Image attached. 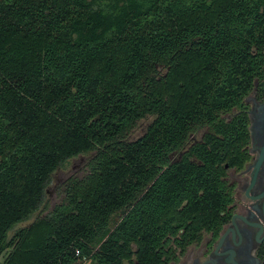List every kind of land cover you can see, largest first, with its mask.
Segmentation results:
<instances>
[{"label":"trees","instance_id":"16d2710c","mask_svg":"<svg viewBox=\"0 0 264 264\" xmlns=\"http://www.w3.org/2000/svg\"><path fill=\"white\" fill-rule=\"evenodd\" d=\"M263 69L264 0H0V264H167L219 230Z\"/></svg>","mask_w":264,"mask_h":264},{"label":"flooded vegetation","instance_id":"af4514ba","mask_svg":"<svg viewBox=\"0 0 264 264\" xmlns=\"http://www.w3.org/2000/svg\"><path fill=\"white\" fill-rule=\"evenodd\" d=\"M262 71L244 96L242 108L232 110V114L242 112L244 130L239 137L235 132L233 164L225 165L232 191L230 214L219 230L203 231L199 242L187 246L176 260L167 264H264V69ZM190 140L196 139L191 137Z\"/></svg>","mask_w":264,"mask_h":264},{"label":"rangeland","instance_id":"374dc122","mask_svg":"<svg viewBox=\"0 0 264 264\" xmlns=\"http://www.w3.org/2000/svg\"><path fill=\"white\" fill-rule=\"evenodd\" d=\"M153 116L148 115L144 118H141L137 121L136 125L131 129L128 134V139H135L139 137L146 129V126L150 123ZM202 131H199L193 134L191 137L197 139L200 137ZM92 153L80 154L78 156L70 158L63 166L58 167L52 173V179L48 183L44 195V199L38 209L32 212L26 220L17 224L15 227L26 226L35 220L37 217H41L48 212H50L53 207L59 204L62 200V190H61V181L68 175L82 173L83 168L85 167L86 160L91 156ZM176 155H174L175 157ZM229 174V170L227 171ZM118 215L114 216V219H117ZM12 232V231H11ZM10 232V234H11ZM81 264H92L90 259H84L81 261Z\"/></svg>","mask_w":264,"mask_h":264}]
</instances>
